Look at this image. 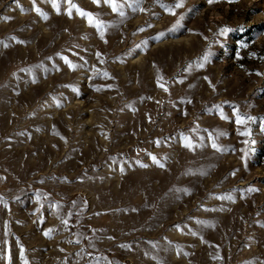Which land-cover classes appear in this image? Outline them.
Masks as SVG:
<instances>
[{
  "label": "rangeland",
  "instance_id": "1",
  "mask_svg": "<svg viewBox=\"0 0 264 264\" xmlns=\"http://www.w3.org/2000/svg\"><path fill=\"white\" fill-rule=\"evenodd\" d=\"M57 2L0 0V264H264V0Z\"/></svg>",
  "mask_w": 264,
  "mask_h": 264
},
{
  "label": "snow or ice",
  "instance_id": "2",
  "mask_svg": "<svg viewBox=\"0 0 264 264\" xmlns=\"http://www.w3.org/2000/svg\"><path fill=\"white\" fill-rule=\"evenodd\" d=\"M61 2L66 3L67 4V14L69 16L72 15V10L75 9V11L79 14V16L81 18H85L88 22V24L90 26H93L96 31L99 33L101 39L104 38L105 35V31L109 28L112 27V25L107 24L105 21H103L102 19H100L98 16H95L92 12L86 11L82 8H80L77 4H75L73 2V0H61ZM92 2L96 5H100L101 3L107 5L111 11L113 13H117L119 15V17L126 18V11L125 9H130L133 13L136 12H145L146 9H144L142 7V0H92ZM157 2L159 3L160 0H157ZM50 3L53 7V9L57 12V14H60L61 8H60V3L57 2V0H50ZM162 8H164V10L166 12H168L169 14L175 15V9L180 8L183 6V0H176L175 3L173 4H163L161 3L160 5ZM35 11L42 16L44 19L48 18L47 13L42 12L39 8H35ZM3 19L5 21L11 19L10 17H3ZM180 27L179 22H177L175 28L171 29V31H175L177 28ZM142 30V29H141ZM227 31V30H225ZM161 37L164 35L163 33L160 34ZM10 39H15V37H10ZM18 43H23V41H17ZM0 45H2L3 47L7 48L9 45L7 43H4L3 41H0ZM101 54L97 53V57L99 58ZM252 55H255V53H253ZM211 56V52L207 53L206 55H204L201 59L197 60L195 62V67H199V68H203L204 64L207 63L209 61V57ZM62 59L65 61L66 64H68V66L70 68L75 69L76 67H84V65H74L72 64V62L67 58V57H62ZM264 59V58H262ZM103 61H101L102 63ZM87 63V62H85ZM191 67V65H190ZM21 71H25V69H21ZM30 71V69L28 70ZM97 74L102 75L103 77L108 78L109 77V73L106 71L100 72V70L96 69L95 70ZM257 75H261V73H257ZM163 80V77H158L157 78V85L161 88H163L165 91H167V87L165 86L164 83H161V81ZM181 83L183 81H180ZM73 91H76V89H73ZM221 118L222 119H226L227 117L223 116V113H221ZM264 119V118H262ZM257 117L254 116H250V115H246V114H241L239 111L236 112L235 114V123L237 125H243L245 126V130L240 132V135H244L247 136L249 135V132L246 128V125L248 122H256ZM207 131V130H206ZM221 135H224L223 132H219L217 131L215 133V137H219ZM182 139L184 141V146L186 148L192 149L195 147V145L193 144L192 140L190 137L188 136H182ZM208 139L210 141H212L211 146L214 149L217 150H222L219 148V146L217 145V143L215 142V138L213 136L212 132L208 133ZM204 145L201 144L200 147H203ZM151 159L153 160L154 163H159V161L157 160V158L155 156H152ZM161 167H163V165H160ZM141 167H147V165H141ZM121 171L123 172V168H121ZM183 191H187V190H183ZM249 191H252V189H249ZM40 196H42L41 193H37V197L39 198ZM219 199H228L231 200L232 196L228 195V196H221L219 197ZM0 204H3V206L5 208L8 207L7 201L3 198V196H0ZM73 206H75V201L73 202ZM49 207L54 208V209H59L61 206L56 204V205H49ZM73 213L69 212L67 214V218L64 217H60L61 220V224L64 225L65 228L70 229V219L72 217ZM197 223H201L204 224V221H197ZM5 227H7V225H5ZM55 231L54 229H48L47 231H45L44 235L45 236H50V234ZM8 233L6 232L5 235H7ZM193 235H195V233H193ZM80 241L77 240L76 243H79ZM5 244H7V241L4 242ZM90 246L94 247V244H92L91 240L89 241ZM153 248H157L156 244H152ZM85 255L92 257V253L90 252H86ZM147 255V253H146ZM218 259L220 257H217ZM5 259L7 261V264H11L12 261V256H11V250L8 249L5 252ZM19 259L22 261V264H28V261L25 257V249L23 248V246L21 245L19 248ZM95 264H101V261L105 260V258L103 256L100 257H93ZM110 264V262H109Z\"/></svg>",
  "mask_w": 264,
  "mask_h": 264
}]
</instances>
